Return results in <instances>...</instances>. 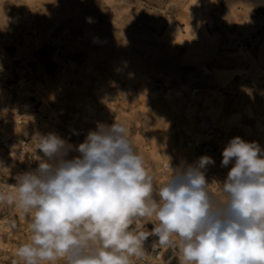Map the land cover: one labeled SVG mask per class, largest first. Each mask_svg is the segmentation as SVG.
Listing matches in <instances>:
<instances>
[{
  "label": "rangeland",
  "instance_id": "obj_1",
  "mask_svg": "<svg viewBox=\"0 0 264 264\" xmlns=\"http://www.w3.org/2000/svg\"><path fill=\"white\" fill-rule=\"evenodd\" d=\"M263 4L264 0H214L211 32L219 38L218 48L191 59L187 46L167 36L172 21L189 23L188 0H0V37L7 39L0 44V56L13 74L18 105L29 114L23 134L56 133L78 145L97 122L117 121L126 126L159 184L170 174L169 163L173 168L181 163L176 153L180 131L189 126L187 103L192 102L193 115L204 113L196 126L202 131L207 120L212 132L209 141L193 148L194 156L212 157L211 175L223 181L232 167H221L222 150L230 139L239 136L264 149ZM80 18L91 27L96 43L74 27ZM34 30L42 33L36 42ZM161 53L167 57L162 59L163 71L175 65L185 77L208 83L210 75L226 70L235 79L237 87L222 103L211 100L218 110L215 120L207 99L192 101L190 91L181 96L176 84L163 80L152 63ZM251 56L258 57L254 67ZM138 65L141 69L134 73ZM63 75L68 83L61 87ZM216 83L207 87L208 93L213 94ZM197 141L198 137L192 144ZM76 155L70 152L68 158ZM187 159L192 162L190 155Z\"/></svg>",
  "mask_w": 264,
  "mask_h": 264
},
{
  "label": "clouds",
  "instance_id": "obj_2",
  "mask_svg": "<svg viewBox=\"0 0 264 264\" xmlns=\"http://www.w3.org/2000/svg\"><path fill=\"white\" fill-rule=\"evenodd\" d=\"M34 139L38 166L0 185V205L29 221L14 264H149L158 249L178 264H264V149L257 142L229 140L221 167H232L223 181L208 182L215 161L204 155L169 163L158 184L117 121L97 122L78 145L56 133ZM12 156L24 162L25 154Z\"/></svg>",
  "mask_w": 264,
  "mask_h": 264
},
{
  "label": "bare ground",
  "instance_id": "obj_3",
  "mask_svg": "<svg viewBox=\"0 0 264 264\" xmlns=\"http://www.w3.org/2000/svg\"><path fill=\"white\" fill-rule=\"evenodd\" d=\"M188 1H189V5L187 7V11H188L187 13L189 14L188 15L189 16V23L182 24V23H175L172 21V23L169 25V30H168L169 32H167L168 33L167 36L169 38H173L175 41L180 42V43L184 44L185 46H187V49H189L188 50L189 58L196 59V58L202 57V56H200V54L203 53L205 50H207V49L216 50L218 48V45H219V38L217 36H215V33L211 32V31H213L214 26H215V23H214L215 20L213 19L212 14H211L212 7L214 5V0H188ZM233 15H234L233 17L235 19H239L237 13H233ZM74 27L76 29L80 28L79 30H81V32H83V34H85L87 36L88 41H90L91 43L97 42V39H96L95 35L93 34L91 27L89 26L88 23L84 24V20L82 18L78 19V24H76ZM254 27L255 26H253V28ZM34 32H36L35 33L36 38L34 40L36 42L40 39V36L42 33H40L39 31H36V30H34ZM34 32H33V34H34ZM125 40H128V39L126 38ZM261 49L264 52V47ZM250 52H251V50H250ZM243 54H245V53H243ZM248 54L250 56L249 52H248ZM251 55H253V54H251ZM159 57L160 58L155 57V61L154 62L152 61V63H154L156 66H158L160 68V71H161L160 76H162L163 80H166L169 83L176 84L179 88L178 93L181 96H183V94H182L183 92H189L190 91V93H191V91L193 89H196L194 87H198L197 89H199L200 94L198 96H196L198 99H196L195 102L197 100L199 102L203 98L207 99L209 101V108H211L210 112H211L212 120L213 119L215 120L216 117H218L217 116L218 110H217V107H214L211 100H213V98L215 97V99L217 98V101L219 100L221 102L222 98L224 97V95L226 93H232L234 91V88L237 87L235 84L236 83L235 79H233L232 76H229V75L227 76L226 70H219V71H216L214 74L210 75V80L208 81V83H205L204 81H199L196 77H185V75H183V71L180 68L178 69L177 67H175V65H169V66L167 65V67H165V71H163L162 70L163 69L162 68L163 67L162 66V62H163L162 59H166L167 57L164 53H161ZM256 59H254L251 56V67H254V65L257 64ZM136 67L137 68L135 69V71H133L134 73L135 72L138 73V71L141 69L139 65ZM133 72H130V73H133ZM139 74H140V72H139ZM237 76L238 77L240 76L242 78V76L240 74ZM67 78H68L67 75L62 76V79L60 81L61 87H64L67 85V83H68ZM212 80L217 82L215 85V89L213 90L214 91L213 94L207 92V87H209L212 84V82H213ZM6 93L9 95V92L7 89L0 90V100L1 101H4V100H6V98L9 97L6 95ZM194 98H191V100L193 101ZM143 100H146V98L143 97ZM194 105L192 104V102L187 103L186 110H187L188 116H189V120H187V124L189 126H185V127L183 126L184 127V128H182L183 130L180 131V144L179 145L181 146V148L176 153V158L180 162H182V161L187 162V160H188L187 156L190 155L192 157V159L189 161H192L190 163H193L196 160V157L194 156L195 150L193 148L195 146H199L201 143H203L205 141H209L210 138H212L211 137L212 132L210 131L211 125H210L209 121H207V120L205 122L203 121L204 124L202 127L203 128L202 131H200V128L196 126L198 123L197 117L204 116V113L201 111V112H198L195 115H193ZM195 117L197 119L194 123L195 125H191V123L193 122L192 119ZM236 119H237V117H236ZM17 131L19 133H22V134L25 133L24 128H22V127H19L17 129ZM191 132L195 133V137L194 136L191 137L194 140V142H195V138L197 139V137H198V141L195 143V145H193L191 143L189 144L188 138H190L189 135ZM29 136H31V134ZM32 137L34 138V136H32ZM211 174H212V170L209 166H207L206 178L210 184L212 183L213 180H215V178ZM212 187H213V190H215V186H212Z\"/></svg>",
  "mask_w": 264,
  "mask_h": 264
},
{
  "label": "built area",
  "instance_id": "obj_4",
  "mask_svg": "<svg viewBox=\"0 0 264 264\" xmlns=\"http://www.w3.org/2000/svg\"><path fill=\"white\" fill-rule=\"evenodd\" d=\"M6 41V38L0 37L1 45ZM0 65L3 66V71L0 72V90L7 89L9 92L6 100H0V185H12L16 183L15 177L18 174L38 166L32 159L38 157L33 155L36 147L35 137L17 131L25 125L29 114L27 109L17 103V95L12 90L13 74L8 72L1 56ZM199 94V89L196 88L191 91L190 97L194 98ZM190 143H194L192 138H189ZM14 150L17 156L20 153L25 154L24 162L13 158ZM36 155L42 156V153L37 150ZM13 223L15 227H12ZM28 223L27 218H20L14 207L0 205V264H14L17 247L28 239ZM151 227L147 225V228ZM155 239L154 237L152 241H147L145 248L150 251ZM149 264H178V261L170 251L158 249L155 257H149Z\"/></svg>",
  "mask_w": 264,
  "mask_h": 264
}]
</instances>
